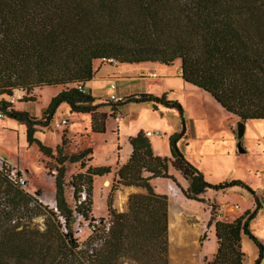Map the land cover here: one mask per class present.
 Returning <instances> with one entry per match:
<instances>
[{
  "label": "trees",
  "instance_id": "trees-1",
  "mask_svg": "<svg viewBox=\"0 0 264 264\" xmlns=\"http://www.w3.org/2000/svg\"><path fill=\"white\" fill-rule=\"evenodd\" d=\"M175 60L181 79L209 93L228 113L241 121L264 120V0H0V114L23 123L27 141L55 161L53 167L46 165L54 171L55 208L0 171V264H121L123 258L168 264L167 195L154 191L150 180L175 181L169 166L187 180V187L179 188L188 199L204 202L200 195L205 191L233 187L252 195V207L241 215L215 220L217 248L210 263L243 264L240 238L245 234L258 250L254 264H260L263 244L249 222L263 207L264 192L258 195L241 179L209 182L186 159L178 146L186 126L177 99L150 92L107 99L116 109L121 101L174 109L181 124L168 136L169 157L155 155L142 130L129 137L131 151L116 169L111 190L125 185L145 192L129 194L121 212L113 208L109 194L108 220H92L89 213L92 177L108 174L111 167L88 165L65 181V162L85 167L91 147L67 154L62 136L53 154L34 135L38 127L49 125L62 103L70 112L89 114L91 132H104L106 113L98 108L105 102L96 103L90 92L77 88L93 78L95 61L170 66ZM50 85L61 89L39 118L3 98L22 90L19 101H34L29 92ZM66 185L72 188V203L65 197ZM38 215L45 217L42 230L30 226ZM78 216L96 222L83 246L73 236Z\"/></svg>",
  "mask_w": 264,
  "mask_h": 264
},
{
  "label": "rangeland",
  "instance_id": "rangeland-1",
  "mask_svg": "<svg viewBox=\"0 0 264 264\" xmlns=\"http://www.w3.org/2000/svg\"><path fill=\"white\" fill-rule=\"evenodd\" d=\"M122 64V65H121ZM136 64L95 61L94 69H98L95 73V78L91 82L92 94L96 97V103H103L98 108L106 113L105 130L103 133L91 132L89 125V114L70 112L62 103L56 109L53 118L48 126L38 127L34 133L42 143L52 148L55 154L56 145L60 144L61 137L64 136L67 140L63 145V151L67 154L77 153L86 147H91V158L86 160V166L81 168L79 162H65V177L67 181L71 174L85 171L88 165L100 166L108 165L111 171L102 176L92 177L91 190V211L89 217L92 220H108L107 214V199L109 194L112 198V206L116 211L121 212L127 209L128 196L131 193H143L145 189L137 186L117 185L111 190L114 183L116 169L125 161L129 151L130 144L128 141L127 132L129 127L138 121H145L150 126L141 110V107L148 108V116H152L160 111L153 110L150 103H132L118 102L116 106H112L107 102L110 93L109 84L112 83L115 87L112 92L120 98H125L133 93L150 92L160 95L167 92V97L177 99L183 106L185 119V136L178 141L180 150L184 149V153L194 165L197 161L191 156L187 148V144L193 152L200 153V159H203V164L209 159L208 164L218 163L220 169H215L211 165L205 166L208 176L212 182H219L228 179H241L252 187L258 195L264 192V120L252 119L244 122L228 113L221 105L215 101L211 95L202 91L204 99H200L198 106L192 108L188 104H184L185 100L181 98V90L173 88V90L165 89L166 84L164 79H160L163 75L170 77L171 83L180 82L177 68L179 67L178 60H175L172 65L155 64L157 70L154 75L150 71L145 70L140 75H134L133 69L142 68L135 67ZM126 71V72H124ZM144 76H141L143 75ZM175 86V85H172ZM177 86V85H176ZM192 86L187 87V89ZM61 89L59 85H50L33 88L29 95L34 97V101L18 102L25 92L15 90L12 96L3 95V98L11 101L18 109L28 111L36 118L41 116L43 108L47 105L50 94ZM196 89V88H194ZM185 95L189 91L184 92ZM187 93V94H186ZM184 95V96H185ZM116 101V100H115ZM187 103V102H186ZM158 108V106H157ZM153 111V112H152ZM163 116L166 118L170 132L158 131L159 138H163V142L154 143V150L159 155L166 151L164 139H168V135L181 128L180 118L174 109L165 110ZM70 113V114H69ZM229 126L227 124V121ZM67 119L66 123L63 120ZM82 119H84L82 121ZM241 121L242 133L241 138H237V124ZM233 128L235 141H228V136L233 138L229 133ZM25 125L15 119L5 115L0 117V156H2L12 167H20L25 171L27 183L24 190L34 195L42 204L55 208L54 201V171H48L46 165L53 167L55 161L53 158L43 155L35 143H29L26 139ZM154 131V130H150ZM229 135H228V134ZM167 135V136H165ZM233 140V139H231ZM243 151H239L237 143ZM168 146V141H167ZM169 147V146H168ZM202 152L204 154H202ZM167 155L170 156L168 148ZM202 156V157H201ZM195 157V156H194ZM198 159V157H195ZM201 167V166H200ZM28 168V172L25 170ZM208 170L212 173L210 174ZM173 168H168V172H172ZM177 180L173 181L174 186L179 188V185L185 183L182 175L177 174ZM156 179L158 182H163L160 177ZM155 180V178H154ZM151 184L156 185V191H161L160 184L157 181ZM178 183V184H177ZM154 188V187H153ZM39 189L40 194L36 195L35 191ZM167 195L168 200V228H167V248H168V264H211L214 253L216 252L217 242L215 236V220L231 221L241 215L246 209L253 205L252 195L240 188L232 189V191H213L205 192L209 199L204 203L200 201H189L188 198L180 195ZM216 194V195H215ZM227 194V196L225 195ZM65 197L68 202L72 203V188L69 185L65 186ZM83 198V194L80 196ZM235 205H239L242 210H232ZM233 207V208H232ZM237 208V206L235 207ZM92 220H85L78 216L73 223V236L80 246L92 238L90 229L86 224ZM175 220L184 235L183 246H180L179 234L173 235L170 232L169 223ZM30 226L42 230L45 227L44 215L34 216L31 219ZM249 228L252 233L261 241H264V205L258 212L257 216L249 222ZM177 238V239H176ZM176 239V240H175ZM241 250L243 251V264H254L257 257L256 245L245 235L241 234L240 238ZM180 246L176 247L174 246ZM174 252L175 260L172 258ZM264 255V245L262 248ZM121 264H138L130 258H123ZM264 264V256L260 262Z\"/></svg>",
  "mask_w": 264,
  "mask_h": 264
},
{
  "label": "crops",
  "instance_id": "crops-1",
  "mask_svg": "<svg viewBox=\"0 0 264 264\" xmlns=\"http://www.w3.org/2000/svg\"><path fill=\"white\" fill-rule=\"evenodd\" d=\"M179 62V61H178ZM155 64H157V63H152V62H143V63H140V64H138V65H135V67H142V68H135V69H133V74L135 75H140V73L141 72H144L145 70H148V71H150V69H154L155 68ZM122 65V64H121ZM159 65H161V64H159ZM180 65V64H179ZM99 69V68H98ZM97 69V70H98ZM96 70V71H97ZM155 70H157L158 72H162V71H159V68H155ZM96 71H95V73H96ZM124 72H126V71H124ZM177 72H178V74H179V76L177 77V78H179L180 80V82H178V83H171L170 82V77L169 76H166V75H163L160 79H166L165 81V85H164V88L165 89H169V90H173V88H179L180 90H181V92H183L182 94H181V98L183 97V99L185 100L184 102V104H188V106L189 107H192V108H194V107H196V106H198V104H199V102H200V99L202 98V99H204L203 98V96H201L203 93H202V89H200V88H198V87H195V86H192V85H190V84H188V83H186V82H184L182 79H181V77H180V66L177 68ZM95 73H94V76H93V78L90 80V81H88L87 83H85V85H84V88H85V90L86 91H88V92H90V94L91 95H93L92 94V91H91V88H92V86H91V81L92 80H94V78H95ZM150 73L151 74H155L154 73V71H150ZM161 74H164V72H162ZM141 76H144V74L143 75H141ZM111 84L112 83H110L109 84V89H110V91L108 92V93H113L112 92V88H111ZM172 85H175V86H172ZM177 85V86H176ZM189 86H192L193 87V89L192 88H189V89H187V87H189ZM194 88H196V89H194ZM60 89H58V91H59ZM58 91L56 90V91H54L52 94H50V97H49V99H48V101L50 100V98L52 97V96H54L56 93H58ZM185 91H189L190 93L189 94H187V95H185ZM205 92V91H204ZM165 94H166V96H167V92L165 91L164 92ZM205 93H207V92H205ZM208 94V93H207ZM185 95V96H184ZM94 96V95H93ZM119 97V96H118ZM18 102H28V101H18ZM187 102V103H186ZM16 104V103H15ZM15 104H14V107L15 108H17L16 106H15ZM64 104V103H63ZM66 104V103H65ZM67 109H69V107H68V105L66 104V106H65ZM18 109V108H17ZM141 110L143 111V113L145 114L146 113V115H145V118H143V119H147V121H148V118L150 119L149 120V122L151 123L150 124V126L149 125H147L146 124V122L143 120H141V121H138V122H136V123H134V125H132V127H129V131L127 132V135H128V140H129V137H131V136H133V135H135L138 131H140V130H142L144 133H145V131H150V130H157V131H160V134H161V131H164V129L165 130H167L168 129V131L170 132V127H169V124H168V122H167V120H166V118L163 116V114H164V112H166L165 110H167V108H165V107H163V106H158V108H154L153 110H156V111H160V114H158V112H156L155 114H152V116H148V114H149V111H148V108H143V107H141ZM153 112V111H152ZM30 113V112H29ZM70 114V113H69ZM3 115H1L0 117H2ZM84 119H82V121H83ZM66 121H67V119H65V123H66ZM226 121H227V118H226ZM89 122H90V120H89ZM244 122V121H243ZM227 124H228V126H229V123H228V121H227ZM26 129V128H25ZM230 129H231V131H230V135L233 137V138H230L229 136H228V141H235V139H236V137H235V135H234V131H233V128H231L230 127ZM165 132V131H164ZM166 133V132H165ZM160 134H151V135H146V137L149 139V142H150V145H151V149H152V152L155 154V155H158V156H166V157H169L168 155H167V150H168V146H169V144H168V146H167V141H168V139L167 140H165L164 139V141H166V142H164L165 143V145H166V151L164 152V153H162L161 155H159V153L158 152H155V150H154V143L155 142H158V141H161V142H163V138L161 139V138H159V135ZM228 134V133H227ZM228 134V135H229ZM170 135V134H169ZM168 135V136H169ZM165 136H167V135H165ZM231 139H233V140H231ZM155 141V142H154ZM179 145V144H178ZM188 146H187V148H188V150H189V152L191 153V156H193V158L195 159V160H198L197 161V163L199 164V155H200V153H195V152H193L195 149H192L191 147H189V144H187ZM170 150V149H169ZM130 151H131V146H130ZM130 151H129V153H130ZM181 151L183 152V154H184V156L186 157V159L188 158L187 156H186V154L184 153V149L182 150L181 149ZM129 153H128V155H129ZM202 154H204L203 152H202ZM128 155H127V157H128ZM198 157V159H196L195 157ZM127 157L125 158V161H126V159H127ZM202 157V156H201ZM189 162H191L193 165H194V163L191 161V160H189V159H187ZM124 161V162H125ZM200 164L201 165H194L196 168H198L202 173H203V175H204V177H205V179L206 180H208L209 182H212V180H211V178L208 176V174H207V171H206V167L205 166H208V165H211L213 168H215V169H220V167H221V165H219L218 163H213V164H208V161H209V159L208 160H206V162H207V164L206 163H204L203 164V159L201 160L200 159ZM123 162V163H124ZM122 164V163H121ZM201 166V167H200ZM21 167V166H20ZM171 166H169L168 168H170ZM222 169V168H221ZM220 169V170H221ZM25 170L28 172V168H25ZM208 172L210 173V174H212L209 170H208ZM170 174H172L173 176H174V178L177 180V174H180L179 173V171H177V170H175V169H173V171L172 172H169ZM180 176H181V174H180ZM156 179H159L158 177H156L155 178V180ZM161 179H163L162 181L163 182H158L157 180V184L159 183L160 185V188H163V189H161V191H156V185H153V187H154V191H156V192H158V193H164V194H167V195H169V197L170 196H176L177 197V193H179L178 195H180V193L182 194V192H181V190H180V188H178L176 185L174 186V182L171 180V179H169V178H161ZM154 180V178H152L151 180H150V183H152L153 181H155ZM184 180H185V183H184V185L183 184H181V185H179L181 188H186L187 187V185H188V182H187V180L184 178ZM178 184V183H177ZM152 185V184H151ZM232 189L234 190V189H237V188H235V187H233V188H229V189H227V192L228 191H232ZM208 191V190H207ZM29 192H31V191H29ZM206 192V191H205ZM205 192L204 193H202L201 195H200V197H202L203 199H204V202L205 201H207L208 199H209V197H207V195L205 194ZM183 195V194H182ZM216 195V194H215ZM225 195V194H224ZM225 196H227V194L225 195ZM183 197H185L184 195H183ZM186 198V197H185ZM189 201H192V199H188ZM195 201V200H194ZM204 202H201V203H204ZM169 207V206H168ZM233 208V207H232ZM262 209V208H261ZM260 209V210H261ZM232 210H244V209H240V206L239 205H237V208H233ZM259 210V211H260ZM258 211V212H259ZM258 214V213H257ZM257 216V215H256ZM169 227H170V232H171V234H173V235H176V234H179V236H180V246L182 247L183 246V242H184V235H183V232H182V230L179 228V226H178V223H177V221H175V220H171L170 221V223H169ZM177 239V238H176ZM175 239V240H176ZM261 241V240H260ZM261 243L264 245V241H261ZM180 246H177V245H175L174 246V248H172V251H173V249H175L176 247H180ZM172 258L175 260V257H174V252L172 253Z\"/></svg>",
  "mask_w": 264,
  "mask_h": 264
},
{
  "label": "built area",
  "instance_id": "built-area-1",
  "mask_svg": "<svg viewBox=\"0 0 264 264\" xmlns=\"http://www.w3.org/2000/svg\"><path fill=\"white\" fill-rule=\"evenodd\" d=\"M114 87L115 86L113 84H111V88L113 89ZM77 88H79L82 92H85V88L83 86L78 85ZM108 99L118 100V99H120V97L116 96L114 93H110L108 96ZM11 101H15V100H10V102ZM0 116H1V114H0ZM63 122H65V120H63ZM151 134H158V131L157 130L145 131V135H151ZM0 171L4 172L8 176L9 180L11 182L17 184L19 187L24 188L25 184L27 183L25 171L22 170L20 167H12L2 156H0ZM236 206L237 205H235V207ZM94 223H96V222L93 221L90 224L89 223L86 224V226L89 229H92V228H94Z\"/></svg>",
  "mask_w": 264,
  "mask_h": 264
},
{
  "label": "water",
  "instance_id": "water-1",
  "mask_svg": "<svg viewBox=\"0 0 264 264\" xmlns=\"http://www.w3.org/2000/svg\"><path fill=\"white\" fill-rule=\"evenodd\" d=\"M242 122L241 121H238V124H237V138L240 139L241 137V133H242ZM237 146H238V149L239 151H243V149L240 147V143L238 142L237 143Z\"/></svg>",
  "mask_w": 264,
  "mask_h": 264
}]
</instances>
